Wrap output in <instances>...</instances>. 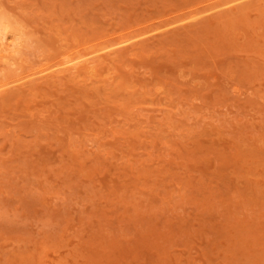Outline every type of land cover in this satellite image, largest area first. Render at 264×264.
<instances>
[{
	"label": "rangeland",
	"instance_id": "374dc122",
	"mask_svg": "<svg viewBox=\"0 0 264 264\" xmlns=\"http://www.w3.org/2000/svg\"><path fill=\"white\" fill-rule=\"evenodd\" d=\"M238 2L0 0L9 77L151 33L0 95V264H264V0Z\"/></svg>",
	"mask_w": 264,
	"mask_h": 264
},
{
	"label": "bare ground",
	"instance_id": "6f19581e",
	"mask_svg": "<svg viewBox=\"0 0 264 264\" xmlns=\"http://www.w3.org/2000/svg\"><path fill=\"white\" fill-rule=\"evenodd\" d=\"M238 1L241 2L242 0H238ZM233 3L234 2H231V3H228L224 6H221L222 5L221 4L220 6L221 7H227ZM221 7H219V5H218L217 8H221ZM235 7H236V5H235ZM215 10H219V9H216V7H215L214 9L209 10L207 12H204V13H201V14H198L195 16H191L190 18H188L186 20L183 18L184 20H181V22H179V21H177V22L182 24V23H185L188 21H193V20H196L197 18L201 17L202 15L206 16L207 14H209ZM173 25H176V24L173 23V24H170L169 26L171 27ZM169 26H168V28H169ZM22 30H23V28L22 29L20 28V25L18 24V22L15 21L9 13L4 12V10L0 11V66L3 65V67L5 68V66L12 67V66L17 64L19 56H20L19 55L20 52L22 54V49H23L22 46H24L23 43L25 41L28 42V39L30 38L29 37L27 39V37L29 35L24 34L22 32ZM149 34H151V33L141 34V35L133 37V38H127V39L124 38V40L116 42L115 44L110 45L109 47L107 46L106 48H103L99 51H95V52H92V53H89V54H86L83 56H76V57L74 56V57H69V58L63 59V60L60 59L59 61L57 60V62H55L51 65L43 66L34 72H31V71L28 73L24 72L26 74L19 75V76L15 75L13 77L10 75V77H9L8 76L9 74L6 75L5 73H3L5 71L4 70L3 72L0 73V95L5 94L6 92L12 91L10 89H14L15 91L23 90L27 86H30V84L32 85V83H34V82L37 83V81L47 79V78L49 79L51 76H54L56 74L58 76V75L63 74V73H66V74H73L74 73L75 74L76 72H79V71L85 72V70H88V69L91 70L90 69V68H92L91 65L94 64V62H95L94 59H95V56L97 54L102 53L104 51H108L109 49H114V48L128 49V47H130L131 43H133L136 40L142 39V38L148 36ZM30 42L32 43L31 39H30ZM32 44H30V45H32ZM119 50H121V49H119ZM96 60H97V58H96ZM1 68H0V70H1ZM6 73H8V71Z\"/></svg>",
	"mask_w": 264,
	"mask_h": 264
}]
</instances>
